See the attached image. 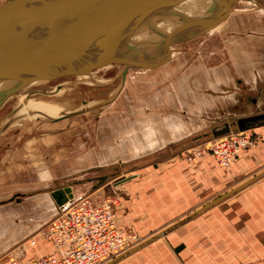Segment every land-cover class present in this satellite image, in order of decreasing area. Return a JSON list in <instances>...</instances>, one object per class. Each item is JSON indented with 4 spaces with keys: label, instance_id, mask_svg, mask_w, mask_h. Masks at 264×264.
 I'll use <instances>...</instances> for the list:
<instances>
[{
    "label": "crops",
    "instance_id": "obj_1",
    "mask_svg": "<svg viewBox=\"0 0 264 264\" xmlns=\"http://www.w3.org/2000/svg\"><path fill=\"white\" fill-rule=\"evenodd\" d=\"M248 21L253 27L247 32L235 30L233 24L201 37L197 48L182 52L173 48L171 56L166 49L151 61H160L165 53L166 62L154 69L129 71L125 88L138 84L153 88L136 110L133 131L140 136L138 146L146 150L137 157L168 152L170 146L218 123L223 127L264 113V22L256 17ZM130 131L125 132L126 140ZM255 132L257 146L242 150L230 169L221 167L211 154L196 165L171 160L158 169L136 168L137 175L123 182L132 195L118 203V227L140 229L133 217L187 219L157 232L155 243L134 251H130L134 246L128 247L106 264H264V123ZM147 143L157 145L150 148ZM232 183L233 190L221 196ZM213 197L217 198L212 202L221 201L202 210ZM37 201L38 205L29 202L0 210V255L19 250L24 264L59 255L48 232L51 219L61 213L53 199ZM47 205L50 208L45 209ZM43 230L35 246L31 239Z\"/></svg>",
    "mask_w": 264,
    "mask_h": 264
},
{
    "label": "rangeland",
    "instance_id": "obj_2",
    "mask_svg": "<svg viewBox=\"0 0 264 264\" xmlns=\"http://www.w3.org/2000/svg\"><path fill=\"white\" fill-rule=\"evenodd\" d=\"M12 1L26 2V0H0V9L5 8ZM49 1L37 0L38 3ZM250 17H256V20L261 18L260 22L263 25L264 0H241L231 8L222 9L218 14L216 25L207 33L189 40L190 42L175 44L165 53L171 56L173 48L178 52L185 51L190 46L197 48L201 37L203 39L208 33H218L233 24L235 30L247 32L253 27V20L248 21ZM133 44L135 43L131 42L129 46ZM165 53L164 58L156 63L166 62ZM193 53L195 54V51ZM121 71V68L99 71L98 75L102 76L100 84L87 83L74 75L35 83L15 92L4 102L0 108V210L29 202L38 205L39 199L52 200L51 192L64 186H72L73 193H76L75 197L77 194L81 195L79 200L85 197H107L117 199L119 203L123 198L124 203L125 200L130 199L132 192L128 191V187L123 182L137 175L136 168L151 165L158 169L171 160H183L196 165L207 154H211L224 169L233 166L240 153L229 167H224L212 152L213 140L218 138L212 134V130L222 126V123L191 134L185 141L170 146L168 152H159L141 158L113 157L111 153L114 148L120 147L126 139L125 132L129 129L131 133L134 132L136 110L140 108L144 99L151 96L153 89L149 84L123 87L122 78L119 76ZM24 101L30 104L42 103L46 108L56 106L59 110L58 115L48 117L20 114L19 110ZM54 116L56 117L53 118ZM232 123L231 121L229 124ZM263 123L264 119L246 129L250 132L254 145L242 150L257 146L258 135L255 127ZM233 131L236 130L232 125L230 133ZM261 169H264V165ZM103 178L105 181H101ZM232 185L234 183L222 190L221 196L224 197L233 190ZM216 198L208 199V205L201 209H207L221 201L212 202L216 201ZM48 207L50 208L47 205L45 209ZM201 209L198 211L200 212ZM55 218L50 219L52 221ZM133 218L140 229L130 226L126 229L135 232L141 241L130 251L148 242L155 243L158 236L153 235L164 228L170 229L169 226L174 223L181 224L187 219V217ZM43 232L44 230L31 239L35 246L36 238ZM162 233L163 231H160L158 234ZM11 250L0 255V264H7L22 257L21 251L11 253ZM21 262L24 264L22 259Z\"/></svg>",
    "mask_w": 264,
    "mask_h": 264
},
{
    "label": "water",
    "instance_id": "obj_3",
    "mask_svg": "<svg viewBox=\"0 0 264 264\" xmlns=\"http://www.w3.org/2000/svg\"><path fill=\"white\" fill-rule=\"evenodd\" d=\"M182 1H12L0 9V79H11L19 85L0 91V108L10 96L22 89V85L31 82L76 75L88 67L100 68L120 63L123 65L121 78L124 83L132 68L150 70L162 65L163 62L150 63L158 55L143 56L138 49L125 44L148 16ZM240 1L214 0L205 15L196 18L182 16L184 21L164 36V47L207 33L216 25L221 8H231ZM176 37L182 39L174 41ZM125 47L136 52L140 59L125 56ZM72 57L79 58L76 62L81 66L64 68L66 60ZM263 119L264 113L242 117L232 124L226 123L213 129L212 134L217 137L226 135L232 125L236 131H244ZM51 197L59 214L79 200L74 198L72 186L52 191Z\"/></svg>",
    "mask_w": 264,
    "mask_h": 264
},
{
    "label": "built area",
    "instance_id": "obj_4",
    "mask_svg": "<svg viewBox=\"0 0 264 264\" xmlns=\"http://www.w3.org/2000/svg\"><path fill=\"white\" fill-rule=\"evenodd\" d=\"M249 133L236 131L213 140L212 152L222 166L229 167L243 148L254 145ZM117 206V199L107 197L76 201L49 224L48 234L59 255L53 253L38 264H106L139 244L135 232L118 227Z\"/></svg>",
    "mask_w": 264,
    "mask_h": 264
},
{
    "label": "bare ground",
    "instance_id": "obj_5",
    "mask_svg": "<svg viewBox=\"0 0 264 264\" xmlns=\"http://www.w3.org/2000/svg\"><path fill=\"white\" fill-rule=\"evenodd\" d=\"M213 1L214 0H183L182 2L177 3L176 5L174 4V5L164 7L162 9L156 11L154 14H151L150 16H148V18H146L143 22H141V24H139L138 27L136 28L135 32L132 35H130V37L127 40V43L125 45L128 47L131 42H134L135 44L131 45L130 47H135L136 49H138L143 54V56L158 55V54L162 53L163 51H165L166 49H168L169 47L173 46L172 44H170V46H168L167 48L164 47V44H165V37L164 36L170 30L177 27L178 25H180L184 21V18H182V16H185L187 18H193V17L196 18V17L203 16L206 14V12L208 11V7L213 3ZM222 9H227V8L226 7L221 8L218 11V14ZM217 17H218V15H217ZM176 38L177 39H174V41H179L182 39V38H178V37H176ZM127 47H125L123 50V54L125 56L130 57V58H134V59H140L137 56L136 52H133L132 50L128 49ZM162 47H164V49H162ZM77 60H79V58H75V57L69 58L66 60L63 67L69 68L70 66H73V67L81 66V65L77 64V62H76ZM80 60H81V58H80ZM81 64H83V63H81ZM117 68L123 69V65L120 63H114V64L106 65V66L100 67V68H95V67L89 68L88 67L84 71L79 72L78 74H76L74 76H77V78L79 80H83V81L90 83V84H92V83L100 84L102 82L101 81L102 76L98 75L99 71H102V70L105 71V70L117 69ZM129 71H128V73H129ZM121 73L122 72H119L120 77H121ZM126 77H127V75H126ZM126 77H125L124 83L122 81L123 87L125 86ZM39 82H45V80L44 81H38V82H31L29 84H24V85H22V89H26L27 87H29L35 83H39ZM15 85L18 86L19 84L17 82H15L14 80L0 79V91L10 89ZM54 107L55 108H46L45 105H43L42 103L30 104L28 101H24L21 105L19 113L20 114H31V115H35V116L44 115V116H48V117L50 115L56 114V116H57L58 115L57 112L59 110L56 106H54ZM56 116H54L53 118H55ZM0 131H1V129H0ZM146 132H148V131H146ZM133 133L128 134L129 136L127 137V140L125 139V141H123V143L120 144V147H118V146L115 148L113 147L114 150L111 153V155L113 157L115 156V158H122V157L126 156L127 158L130 159L133 156H137V155H141L142 153H145L146 150H144V148L138 146L140 144V142H139L140 136L133 134ZM149 133L150 132H148L147 134H143L144 137L147 138V140L149 138V136H148ZM231 133H233V132H231ZM147 144H148V146H150V148L157 145V143L156 144L147 143ZM132 147H135V148H132ZM112 156H111V158H112ZM72 193H73V191H72ZM73 196L75 198L74 193H73ZM2 230L3 229L0 230V242L2 240L1 237L3 235ZM9 231L11 232V235H12V231L10 228H9Z\"/></svg>",
    "mask_w": 264,
    "mask_h": 264
}]
</instances>
